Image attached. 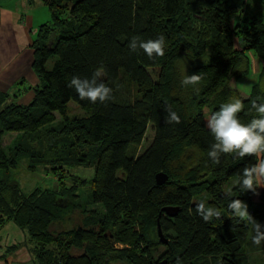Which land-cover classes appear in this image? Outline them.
I'll return each instance as SVG.
<instances>
[{"label": "trees", "instance_id": "1", "mask_svg": "<svg viewBox=\"0 0 264 264\" xmlns=\"http://www.w3.org/2000/svg\"><path fill=\"white\" fill-rule=\"evenodd\" d=\"M41 1L51 20L31 45L39 80L28 89L32 99L22 104L0 92V226L13 222L26 234L33 264H249L250 223L229 204L251 206L256 178L248 190L242 172L264 154L217 150L214 163L206 121L232 97L242 102L243 123L260 116L252 105L264 104V0H252L259 10L246 0ZM159 36L162 56L129 48L133 37ZM248 53L262 68L246 94L235 82L248 72ZM99 68L112 92L92 103L69 83ZM69 101L88 114L70 115ZM173 112L178 122L170 121ZM148 127L153 137L140 152ZM8 133L19 136L7 154ZM22 156L30 170L51 172L57 188L25 193L10 180ZM75 166L93 169L92 177L72 175ZM160 172L168 179L157 185ZM82 188L85 205L101 211L79 202ZM200 204L219 215L205 221ZM166 206L180 211L159 216ZM75 212L74 226L63 229Z\"/></svg>", "mask_w": 264, "mask_h": 264}, {"label": "crops", "instance_id": "2", "mask_svg": "<svg viewBox=\"0 0 264 264\" xmlns=\"http://www.w3.org/2000/svg\"><path fill=\"white\" fill-rule=\"evenodd\" d=\"M38 1L41 0H0V92L16 94V101L22 104L30 102L33 92L28 89L39 83L32 70L34 51L31 45L36 39L39 26L46 21L35 18L36 6L33 10L31 7ZM250 56L253 70L259 78L262 64L251 53ZM256 180L257 185L261 184L263 189L264 177H257ZM252 203V211H248L252 219L246 252L249 264H259L264 259V239L257 245L253 242V237L258 233L264 235V203L259 196L253 198ZM26 239V234L14 223L8 222L0 226V264H33L32 257L22 247ZM20 248L23 251H19ZM252 252H256L254 261L249 259ZM256 258L260 261L257 262Z\"/></svg>", "mask_w": 264, "mask_h": 264}, {"label": "clouds", "instance_id": "3", "mask_svg": "<svg viewBox=\"0 0 264 264\" xmlns=\"http://www.w3.org/2000/svg\"><path fill=\"white\" fill-rule=\"evenodd\" d=\"M165 38L159 36L156 39L142 40L133 37L129 43V48L133 51L142 49L143 52L151 57L154 53L158 56L164 55ZM104 74V69L99 68L91 78L72 77L69 87L75 89L80 98H87L95 103L97 100L104 102L110 98L112 89L106 83L99 80ZM198 77H192L186 82H195ZM240 99L232 97L228 102L220 105L219 109L212 112L206 121V127L214 139L208 155L214 163H219V153H236L240 157L246 155L264 154V104H253L252 107L260 114L258 118H253L247 123H243L238 117L242 110ZM170 121H179L176 113H170ZM219 150V153L218 151ZM264 177V159L258 165L245 167L242 172L241 184L248 190H252L254 179ZM229 208L234 210L233 214L242 218H250L247 205L240 200L233 201ZM198 212L205 221L219 213L212 209H205L203 204L198 206ZM264 235L257 234L253 237L255 244H260Z\"/></svg>", "mask_w": 264, "mask_h": 264}, {"label": "rangeland", "instance_id": "4", "mask_svg": "<svg viewBox=\"0 0 264 264\" xmlns=\"http://www.w3.org/2000/svg\"><path fill=\"white\" fill-rule=\"evenodd\" d=\"M246 1L248 2V4L253 6L252 9H257V10L260 9V7L254 1H252V0H246ZM248 4H246L245 6L247 7ZM34 7H35V11H34L35 12V18H37V20H42V22L43 21L47 22V21L51 20L50 11H49L48 7L42 1H38L37 4L32 6L31 7L32 10L34 9ZM246 7H245V9H246ZM263 13H264V9H263L262 14ZM43 23H45V22H43ZM247 57H248V62H249V70L246 74H244V76L238 78L235 82V87L242 90L246 94H248L251 90V87L258 82V74L256 72H254V70H253V63H252V58L250 56V53L247 54ZM54 60H55V57H50L48 59V62H47L48 68L51 67ZM67 105L69 108V114L72 116L82 117V116H85L88 114L87 109L79 107L73 101H69ZM55 116H56V122H58L60 120L58 113H55ZM18 136H19L18 133H8V134H5V136H3L2 145H3V148L7 154L9 153V149L14 146L15 141L17 140ZM152 137H153V132L151 131L150 127H148L146 134L144 136L143 143L140 147V152L143 151V149H145V147L151 142ZM69 171L72 175H75V176H78V177L84 178V179L85 178L90 179L93 175V169H89V168L83 167V166H80V167L75 166V167L69 169ZM0 177H2L1 171H0ZM9 177H10L9 179L14 181L15 183H17L25 193H29L35 188L56 189L57 185H58L56 177L54 175H52L51 172L45 173V171L43 170V167L38 166L36 168V170L35 169L30 170L29 169V159L26 156H22L19 158L18 163H17V167L15 169L11 170V172L9 173ZM255 182H256L255 185H256L257 189H256V192L253 194L252 200H253V198L255 199L259 196V199L262 202L261 194H262V192H264V188L261 189L262 188L261 184L257 185V180ZM68 184H70L69 181H68ZM81 194H82V197L79 200V202L81 204H83V206H85V208L87 210L101 211V208L99 206L94 207V206H90V205H85V200H86L87 194H86V191L84 188L81 189ZM253 205L254 204L251 201V206L247 208V211L251 212ZM74 218L78 219L77 212H75L71 216V218H69V220H67L64 223L63 229H71L74 226V224H73ZM246 219L250 223L252 217L250 216V218H246ZM12 224H13V222H12ZM26 242L27 241L24 242L25 244H23L22 247L27 252V255L31 257V252L28 250ZM117 246L121 247L119 245H117ZM23 249L20 248L19 251H23ZM254 255H256V252H254V254L252 252L251 257H249V259L251 261H254V259H255ZM256 259H257V262L260 261V259H258V258H256ZM262 263H264V259H263ZM262 263L260 261L259 264H262Z\"/></svg>", "mask_w": 264, "mask_h": 264}, {"label": "water", "instance_id": "5", "mask_svg": "<svg viewBox=\"0 0 264 264\" xmlns=\"http://www.w3.org/2000/svg\"><path fill=\"white\" fill-rule=\"evenodd\" d=\"M167 179H168V176L165 173H163V172L157 173L156 176H155V180H156V184L157 185L164 184L167 181ZM179 211H180L179 207L166 206V207L161 208L159 216L163 213L166 216L175 217L178 214ZM157 233H158V237H159L160 241L162 243H166L167 240L164 237V235H163V233L161 231V228H160L159 217L157 219ZM161 264H166V262L163 261V262H161Z\"/></svg>", "mask_w": 264, "mask_h": 264}]
</instances>
